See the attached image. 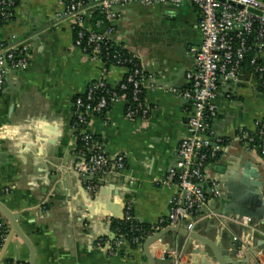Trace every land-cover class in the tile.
Instances as JSON below:
<instances>
[{
	"label": "crops",
	"instance_id": "1",
	"mask_svg": "<svg viewBox=\"0 0 264 264\" xmlns=\"http://www.w3.org/2000/svg\"><path fill=\"white\" fill-rule=\"evenodd\" d=\"M58 9V0H19L13 18L0 28V39H28L29 49L28 67L9 72L0 93V155H4V163L0 159V201L32 244L34 264H147L141 246L130 249L124 244L115 254L108 251L116 242L112 216L130 206L137 223L154 226L167 217L171 200L178 193L176 180L166 183V177L175 167L179 144L187 135L190 109L169 90L188 86L186 76L194 69L193 50L201 44L199 13L189 2L180 7L142 8L133 4L120 9L122 17L115 24L114 41L143 71L153 75L157 89L144 93L150 110L146 121L126 120L123 103L104 115L89 117L88 131L104 154L111 159L119 155L125 158L124 171L91 180L75 170L76 137L70 126L73 99L102 76L103 64L74 47L67 22L50 20ZM106 69L104 80L109 87L117 86L127 73L121 66ZM251 86L229 84L218 90L214 102L217 114L207 119L211 136L232 139L239 131H255L257 122L264 118V97ZM247 160L256 166L264 182V158L236 141L205 169V175L208 180L224 182L226 175L219 169L241 168ZM100 180L108 183L100 189L104 191L101 202L109 200L113 190L119 191L111 210L95 208L85 200L86 195L98 192ZM212 208L232 215L224 199L214 201ZM258 228L264 233V221ZM193 232L218 241L224 250L235 245L256 258L257 264H264V248L254 243L264 241L259 233L251 235L246 228L217 220H204ZM98 241L102 248L97 247ZM165 242L151 248L156 264H172L162 257L167 250L177 248V237L169 235ZM186 244L182 264H192L194 256L198 264H211L199 253L206 251L203 246ZM28 261L27 246L14 236L0 264Z\"/></svg>",
	"mask_w": 264,
	"mask_h": 264
},
{
	"label": "built area",
	"instance_id": "2",
	"mask_svg": "<svg viewBox=\"0 0 264 264\" xmlns=\"http://www.w3.org/2000/svg\"><path fill=\"white\" fill-rule=\"evenodd\" d=\"M58 1L61 9L56 10L50 20L55 24L67 22L73 34L74 47L80 49L90 60L103 64L102 76L88 85L82 94L84 99L77 98L73 103L72 119L75 122L70 126L74 135L79 132L80 140L89 148L90 153L77 154L75 170L79 174L93 177H106L124 171L125 158L119 155L111 159L104 154L95 137L88 131L89 117L104 115L112 106L123 103L126 120L146 121L150 110L146 106L144 93L157 89L153 75L143 71L132 57L136 63L131 68L121 66L127 69V73L117 85L121 91L131 90V99L107 90L109 98L100 97L92 104L93 95L109 87L104 80L108 65L101 57V49L110 42H115V24L122 17L120 9L133 4L142 8L180 7L185 2L195 8L200 17L198 29L201 44L193 50L194 69L186 76L187 88L169 90L186 102L190 109L187 135L179 144L176 165L166 177V183L176 180L178 193L171 200L167 217L151 226L152 235L169 227H180L193 232L198 223L217 220L221 224H236L248 229L251 235L259 233L264 238V233L258 228L259 224L249 218L226 216L213 210V202L222 199L225 190L222 181L208 180L205 175L207 153L211 157L220 156L233 141L240 143L246 150H251L250 143L253 139L247 131H239L232 139L225 141L208 133L207 119L217 114L214 102L221 87L229 84L244 86L248 83L264 97V0ZM18 2L19 0H0V23L6 24L13 18ZM104 25L107 27L99 32ZM105 58L107 60L108 56ZM28 63V39L19 40L16 36H11L8 40L0 39V93L4 89L7 74L25 70ZM254 133H257L261 142L259 155L264 158V118L257 122ZM123 217L126 221L134 220L130 206L125 207ZM5 222L0 215V241L3 246L9 233ZM233 241L236 242L237 239ZM124 244L123 239H119L107 249L115 254ZM96 245L102 248L100 241ZM183 257L182 252L169 249L162 259L167 258L172 264H182Z\"/></svg>",
	"mask_w": 264,
	"mask_h": 264
},
{
	"label": "water",
	"instance_id": "3",
	"mask_svg": "<svg viewBox=\"0 0 264 264\" xmlns=\"http://www.w3.org/2000/svg\"><path fill=\"white\" fill-rule=\"evenodd\" d=\"M41 132V130H38ZM4 155H0L1 163L3 162ZM240 162H242L240 160ZM220 173H225V181L223 182V187L225 189V194L222 199L226 201V207L228 213L232 215H237L240 217H247L252 222L256 224H263L264 221V182L261 180L256 166L252 164L251 160H247L243 163L242 167L237 165H232L226 168L219 169ZM91 180H94V177H90ZM98 192L89 197L85 196L86 202L93 204L95 208L104 209V207L111 210L115 204V197L119 195V191L113 190L112 197L109 200L101 202L99 197H104V191L100 190L108 186V183L105 180H100L97 182ZM125 206L122 207L121 214L119 216H112L114 220H122L123 212ZM0 215L5 219L9 227V233L3 252L0 257V263L3 261L6 249L8 248L11 239L14 236L19 237L29 250V261L28 264H34V248L30 241L24 236L20 230L16 217L4 206L0 201ZM105 217L108 214H104ZM175 235L177 237L176 249L178 252L184 251V244L187 241L188 246H191L193 242L200 244L205 248L206 251L199 252L204 257L209 259L211 264H257V259H252L244 253L241 252L237 246H232L228 250H224L222 245L218 241H213L198 235L195 232H188L184 228L169 227L161 232H158L155 235L147 238L141 245L143 255L147 261V264H156L155 258L152 255L151 248L157 242L165 244L166 237L169 235ZM110 239L114 240V235H110ZM259 241V240H258ZM254 241L255 245L258 246V243H261L259 246L264 248V241ZM251 252V251H250ZM192 264H198V258L194 256L192 258Z\"/></svg>",
	"mask_w": 264,
	"mask_h": 264
},
{
	"label": "trees",
	"instance_id": "4",
	"mask_svg": "<svg viewBox=\"0 0 264 264\" xmlns=\"http://www.w3.org/2000/svg\"><path fill=\"white\" fill-rule=\"evenodd\" d=\"M4 24L0 23V28ZM107 25H104L100 30L103 31ZM108 56L107 60L105 56ZM101 57H103V61L107 62L108 66H125L128 68H131L132 65L135 62V60L132 58V56L123 48L122 45L117 44L115 42H110L106 46H103L101 49ZM120 61V63H119ZM107 90L109 92H116L120 95H125V97L130 100L131 99V90L127 91H121L118 86L114 87V89H111V87H107L106 90H99L93 95V101L92 104H95L100 97H106L109 98V94H107ZM77 98L84 99L85 96L80 95L73 99V103L76 101ZM75 122L74 119H72L71 124ZM248 132V131H247ZM79 132H76V153L79 152L84 153V155H90L89 148L85 146V144L80 140ZM249 136L253 139L250 143V149L254 151H259L261 147V142L258 140L257 133L254 132H248ZM96 140V138H95ZM228 139H225L227 141ZM241 144H244V141H241ZM259 153V152H258ZM219 156L211 157L210 153H207V160L205 161L206 167L213 165L217 160ZM6 223V222H5ZM6 227L8 228V225L6 223ZM112 232L115 234L116 240L123 239V241L128 245L130 249H137L142 245V243L149 238L152 235L151 226L143 225L137 223L135 220L133 221H126L125 217H123L122 220H115L112 222L111 225ZM137 240V241H136ZM2 243L0 241V251L2 250ZM119 253L118 255H120Z\"/></svg>",
	"mask_w": 264,
	"mask_h": 264
}]
</instances>
